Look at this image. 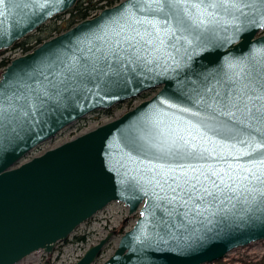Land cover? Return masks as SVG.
Instances as JSON below:
<instances>
[{
  "label": "water",
  "instance_id": "1",
  "mask_svg": "<svg viewBox=\"0 0 264 264\" xmlns=\"http://www.w3.org/2000/svg\"><path fill=\"white\" fill-rule=\"evenodd\" d=\"M79 1L45 4L44 0H31L24 7L20 0H5L0 5V52L13 48L47 21L66 14ZM127 3L121 0L51 37L11 60L0 73V78H7L23 69L32 73L33 82L39 84L41 73L52 79L53 68L62 77L67 64L84 65L106 57V63L100 60L103 74L88 73L73 80L72 88L37 110L34 118L29 110L16 135L8 134L0 141V264H17L39 251L51 254L57 243L66 241L111 203H121L129 215L139 216L102 264H137L134 256L132 260L128 257L141 247L144 237L159 238L166 231L199 247L158 264H211L237 248L264 241V211L245 210L250 209L251 196L244 190L247 181L242 182V177L249 174L244 166L250 158L233 159L238 154L231 148L232 144L243 148L239 141L252 129H245L235 139L225 131L209 133L211 139L205 144L201 139L203 129L192 128L194 143L214 149L206 159H157L144 147L157 127L184 128L187 135V122L198 120L190 111H184L196 110L193 84L200 85L207 77L208 86L219 89L220 82L231 74V65L252 66L264 59V28L253 27L241 17L238 24L245 29L241 39L223 43L219 37L230 33L234 25L226 23L231 17L221 13L215 31L200 37L207 41L205 47L197 49L191 58H184L183 39L176 41L162 32L163 45L155 33L141 40L125 24L126 10L122 6ZM159 23L164 24L162 19ZM135 27L143 33V25ZM184 35L191 38L189 33ZM149 39L151 44L146 43ZM150 92L155 93L119 118L40 155L33 154L82 118ZM254 127H259L255 133L258 138L264 135V124ZM181 164L208 175V180L201 176V181L217 198L200 199L195 193L196 199H189V193L180 188L173 192L169 184L175 185L171 179L167 184L163 182L161 168H176L175 174L179 175ZM209 169L219 172L236 191L214 188L212 181L219 183V178ZM112 236L108 233L71 264H94ZM198 236H209L210 240L201 244ZM164 239L169 244L175 242L168 236Z\"/></svg>",
  "mask_w": 264,
  "mask_h": 264
},
{
  "label": "snow or ice",
  "instance_id": "2",
  "mask_svg": "<svg viewBox=\"0 0 264 264\" xmlns=\"http://www.w3.org/2000/svg\"><path fill=\"white\" fill-rule=\"evenodd\" d=\"M4 2L5 0H0V5ZM54 2L55 0H44L45 4ZM20 3L27 7L31 0H20ZM122 9L126 10L125 24L132 27L141 40H144L145 36L152 37L155 33V36L160 38V44L163 45L165 41L161 36L162 32L163 36L174 38L176 41L183 39L184 58H191L197 49L205 47L207 41H202L200 37L204 32L215 31L214 26L220 23L218 17L221 13L231 17L226 23L234 25L230 33L219 37L223 43H232L241 39V33L245 30L238 24L241 17L253 27L264 28V0H128ZM0 15L3 13L0 12ZM161 19L164 22L163 26L159 23ZM139 25L144 26L143 33L135 27ZM123 27L124 24L121 25V28ZM178 32L180 35H177ZM225 32L227 33L228 30L225 29ZM185 33H189L191 38L184 35ZM146 43L151 44L152 40L149 39ZM221 55L223 56L224 53ZM101 59L106 63V57H102L91 63L85 62L84 65L67 64L64 66L65 74L62 77H58L53 68L50 70L52 79L41 73L43 80L39 84L33 82L32 73L23 69L7 78H0V141H3L8 134L16 135L23 118L29 116V110L34 118L37 110L42 109L49 101L58 99L62 92L72 88L73 80L88 73L103 74ZM231 68V74L220 82L219 89L209 87L207 77L200 85H192L193 107L196 110L184 109V111H190L198 120L195 123L187 122V135L184 128L157 127L144 147L147 151L153 152L157 159L167 160L169 157L179 160L206 159L212 155L214 149L210 151L199 142L194 143L196 137L191 135L192 128L203 129L201 139L205 144L211 139L209 133L217 135L220 131H225L235 139L242 135L245 129H252L247 132L245 139L239 141L240 145H244L243 148L238 147L237 144H232L231 148L236 149L238 154L234 155L233 159L239 160L241 156L250 158L246 162L247 166H244V171L249 174L242 177V182L247 181L244 190L251 196L250 209L245 210L264 211V135L258 138L255 133L259 132V127H254L264 124V59L252 66L231 65ZM224 117L228 119L225 120ZM219 158L224 159V157ZM179 168V175L175 174L176 168H169L167 171L161 168L163 182L167 184L168 179L173 181L175 187L169 184L173 192L180 188L189 193V199H196L195 193L200 194V199L217 198L216 193L210 191L201 181V176L204 180H208V175L200 172L199 169L185 168L183 164L179 165ZM209 171L212 176L219 178V183L216 180L212 181L214 188L221 191L225 189L236 191L231 184L225 183L219 172L211 169ZM190 172L200 174L190 175ZM157 183L159 184L160 181ZM221 185H224V189H221ZM246 202H248L247 197ZM196 215L201 213L197 212ZM164 236L174 239L175 242L169 244ZM164 236L159 238L153 235L145 236L141 247L128 259L132 260L134 256L137 264H158V261L189 254L199 247L185 242L171 232L166 231ZM197 239L203 244L207 243L210 237L198 236Z\"/></svg>",
  "mask_w": 264,
  "mask_h": 264
},
{
  "label": "rangeland",
  "instance_id": "3",
  "mask_svg": "<svg viewBox=\"0 0 264 264\" xmlns=\"http://www.w3.org/2000/svg\"><path fill=\"white\" fill-rule=\"evenodd\" d=\"M100 11L101 10L97 9L95 13H99ZM69 12L54 17L47 21L43 26H50L53 23L57 25L58 29H65L70 18L68 16ZM66 30L62 29V31L56 32L57 34L53 33L51 37L59 35ZM36 31L28 36L34 35ZM19 56H22L21 51L18 49L12 51L11 48L0 52V61L3 60L4 57L7 58V61H10ZM2 69L0 70V73ZM154 93L155 92H150L131 101L121 103L111 108L109 113H106V111H98L82 118L71 127L64 129L55 138L40 145L33 154L40 155L47 150L55 148L82 134L94 130L101 125L119 118L140 102L150 98ZM138 216V213L129 215L127 207L121 203H111L103 211L96 214L91 220L80 225L66 241L57 243L51 254L39 251L27 256L17 264H43L44 262H49L51 264H71L76 262L89 247L96 244L108 233H112L113 236L102 249L100 256L94 262V264H102L114 253L121 235L133 227ZM74 236H85V240L83 242H75ZM211 264H264V241L251 243L245 247L237 248L229 252L222 260L215 261Z\"/></svg>",
  "mask_w": 264,
  "mask_h": 264
},
{
  "label": "trees",
  "instance_id": "4",
  "mask_svg": "<svg viewBox=\"0 0 264 264\" xmlns=\"http://www.w3.org/2000/svg\"><path fill=\"white\" fill-rule=\"evenodd\" d=\"M95 1V2H94ZM121 0H80L73 9L69 12V22L67 23V27L63 30L69 29L73 27L75 24L90 18L97 9L102 10L105 7H111L115 4L119 3ZM93 13V14H92ZM66 26V25H65ZM61 28L58 29L57 25L51 24L50 26H42L40 27L36 33L32 36L26 37L23 41L15 44L12 48V51L18 49L22 51V53H27L33 49H35L42 42L51 38V35L56 32L62 31ZM57 34V33H56ZM3 52V51H2ZM8 61L7 58H3L0 61V70L7 66ZM110 110L106 111L109 113ZM85 240V236H74L75 242H83Z\"/></svg>",
  "mask_w": 264,
  "mask_h": 264
},
{
  "label": "built area",
  "instance_id": "5",
  "mask_svg": "<svg viewBox=\"0 0 264 264\" xmlns=\"http://www.w3.org/2000/svg\"><path fill=\"white\" fill-rule=\"evenodd\" d=\"M98 13H94L92 16H90V18L94 17L95 15H97ZM21 54L24 55L25 53H22L21 51ZM13 58V57H12ZM11 61V60H10Z\"/></svg>",
  "mask_w": 264,
  "mask_h": 264
},
{
  "label": "flooded vegetation",
  "instance_id": "6",
  "mask_svg": "<svg viewBox=\"0 0 264 264\" xmlns=\"http://www.w3.org/2000/svg\"><path fill=\"white\" fill-rule=\"evenodd\" d=\"M14 47V46H13ZM8 62H10V61H8Z\"/></svg>",
  "mask_w": 264,
  "mask_h": 264
},
{
  "label": "bare ground",
  "instance_id": "7",
  "mask_svg": "<svg viewBox=\"0 0 264 264\" xmlns=\"http://www.w3.org/2000/svg\"><path fill=\"white\" fill-rule=\"evenodd\" d=\"M7 58H8V56H7Z\"/></svg>",
  "mask_w": 264,
  "mask_h": 264
}]
</instances>
